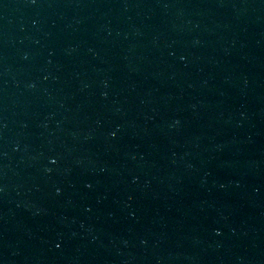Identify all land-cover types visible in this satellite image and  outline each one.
<instances>
[{"label": "water", "instance_id": "95a60500", "mask_svg": "<svg viewBox=\"0 0 264 264\" xmlns=\"http://www.w3.org/2000/svg\"><path fill=\"white\" fill-rule=\"evenodd\" d=\"M0 264H264V0H0Z\"/></svg>", "mask_w": 264, "mask_h": 264}]
</instances>
